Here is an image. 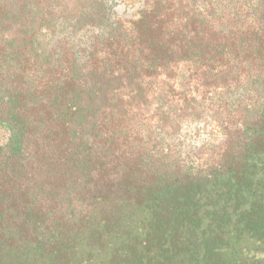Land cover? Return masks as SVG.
<instances>
[{"label":"trees","instance_id":"obj_1","mask_svg":"<svg viewBox=\"0 0 264 264\" xmlns=\"http://www.w3.org/2000/svg\"><path fill=\"white\" fill-rule=\"evenodd\" d=\"M258 1L223 30L176 0H0V264H264ZM215 107L200 167L145 135Z\"/></svg>","mask_w":264,"mask_h":264},{"label":"rangeland","instance_id":"obj_2","mask_svg":"<svg viewBox=\"0 0 264 264\" xmlns=\"http://www.w3.org/2000/svg\"><path fill=\"white\" fill-rule=\"evenodd\" d=\"M119 0L115 10L122 15H132L141 6L143 0ZM184 10H198L203 16H217V26L223 30L231 27L238 15L253 16L260 14L262 6L258 0H176ZM218 104V103H217ZM187 114V115H186ZM220 109L215 107L209 112L200 109L196 114L172 115L161 123L151 124V131L145 135L151 144L164 148L169 155L187 166L200 167L207 158L214 157L222 142L217 119L221 120ZM9 133L0 128V144L7 141Z\"/></svg>","mask_w":264,"mask_h":264}]
</instances>
